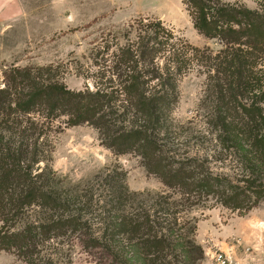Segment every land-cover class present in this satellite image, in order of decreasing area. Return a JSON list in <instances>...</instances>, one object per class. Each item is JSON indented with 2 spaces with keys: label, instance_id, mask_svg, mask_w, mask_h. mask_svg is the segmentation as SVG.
Wrapping results in <instances>:
<instances>
[{
  "label": "trees",
  "instance_id": "obj_1",
  "mask_svg": "<svg viewBox=\"0 0 264 264\" xmlns=\"http://www.w3.org/2000/svg\"><path fill=\"white\" fill-rule=\"evenodd\" d=\"M183 1L195 28L218 40L221 50L196 47L161 20L141 18L123 33H109L125 43H117L103 63L96 90L75 92L29 69L10 70L0 89V250L25 264H68L63 249L75 238L86 249L105 250L101 264H170L174 249L192 252L197 221L191 211L211 201L239 212L261 203L260 164L235 181L216 174L209 159L182 151L188 141L168 124L179 81L201 67L210 93H218L226 108L237 107L233 114L222 107L217 120L211 118L221 130L222 148L261 161V140L248 132L261 130V108L238 98L254 91L260 97L254 64L264 46L261 14L228 0ZM61 116L65 126L93 125L119 154H138L166 190L97 196L93 184L67 188L48 150ZM232 127L239 132L230 136ZM106 179L117 190L108 184L115 177Z\"/></svg>",
  "mask_w": 264,
  "mask_h": 264
},
{
  "label": "rangeland",
  "instance_id": "obj_2",
  "mask_svg": "<svg viewBox=\"0 0 264 264\" xmlns=\"http://www.w3.org/2000/svg\"><path fill=\"white\" fill-rule=\"evenodd\" d=\"M228 2L259 12L264 37V0ZM141 18L161 20L196 47H211L215 52L222 49L218 40L208 39L195 28L183 0H0V89L5 87L10 70L18 68L29 69L33 76L62 83L75 92L88 87L96 90L103 63L112 58L117 43H125L121 35L116 39L109 33H123L129 23ZM261 48V57L254 64V77L261 84L260 97L256 98L255 91L238 97L248 106L255 103L252 106L261 108V130H248L261 140V161L223 149L221 130L211 118L217 120L222 107L223 112L232 109L228 114L237 107L228 103L226 108L218 93H210L205 69L196 67L179 81V100L168 124L182 135L181 141H188L182 151L209 159L216 174L234 181L260 164L261 203L248 212H239L211 201L191 211L190 216L197 221V231L191 236L192 252L187 255L174 249L167 258L170 264H218L216 255L220 252L234 264H264V46ZM66 119L61 116L55 121L58 131L52 133L48 150L50 165L67 188L93 184L97 196L114 195L120 190L156 195L166 190L160 178L147 171L138 154H119L105 144L93 125L65 126L62 123ZM231 130L230 136L239 132L233 127ZM222 134L226 136L224 131ZM109 174L115 181L108 184L113 183L117 190L105 184ZM73 241L63 249L68 254L63 260L68 264H101L108 258L103 249L89 250L78 245L75 238ZM0 264L25 263L14 253L0 250Z\"/></svg>",
  "mask_w": 264,
  "mask_h": 264
},
{
  "label": "built area",
  "instance_id": "obj_3",
  "mask_svg": "<svg viewBox=\"0 0 264 264\" xmlns=\"http://www.w3.org/2000/svg\"><path fill=\"white\" fill-rule=\"evenodd\" d=\"M216 261L218 264H234L231 258L224 252H220L216 255Z\"/></svg>",
  "mask_w": 264,
  "mask_h": 264
}]
</instances>
